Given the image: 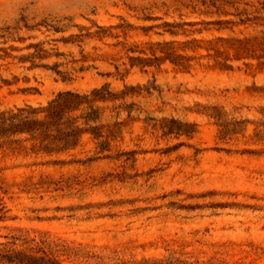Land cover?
<instances>
[{
  "label": "rangeland",
  "instance_id": "1",
  "mask_svg": "<svg viewBox=\"0 0 264 264\" xmlns=\"http://www.w3.org/2000/svg\"><path fill=\"white\" fill-rule=\"evenodd\" d=\"M94 90L0 133V264H264V0H0V116Z\"/></svg>",
  "mask_w": 264,
  "mask_h": 264
},
{
  "label": "trees",
  "instance_id": "2",
  "mask_svg": "<svg viewBox=\"0 0 264 264\" xmlns=\"http://www.w3.org/2000/svg\"><path fill=\"white\" fill-rule=\"evenodd\" d=\"M43 49L36 46V53L39 55ZM63 75L62 72L56 70ZM65 77V76H64ZM66 79V78H65ZM100 90H94L90 94H78L64 92L42 108V117L37 109H21L17 113L3 114L0 116V133L5 135H29L32 139L39 141L43 149H49L45 142H63L66 147L70 139L77 135L76 129L64 130L65 124L73 125L74 118L70 114L81 110L83 105L93 110V103L99 97ZM50 152V150H48ZM56 264V263H55Z\"/></svg>",
  "mask_w": 264,
  "mask_h": 264
}]
</instances>
